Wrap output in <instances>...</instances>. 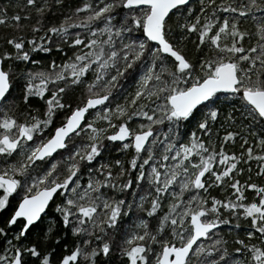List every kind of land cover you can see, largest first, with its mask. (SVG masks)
I'll list each match as a JSON object with an SVG mask.
<instances>
[{"label":"snow or ice","instance_id":"6c2138e0","mask_svg":"<svg viewBox=\"0 0 264 264\" xmlns=\"http://www.w3.org/2000/svg\"><path fill=\"white\" fill-rule=\"evenodd\" d=\"M13 7L0 8L19 31L0 46V210L18 202L0 264H264V0ZM53 49L59 63L18 67ZM116 144L131 155L101 159ZM61 226L71 246L53 247Z\"/></svg>","mask_w":264,"mask_h":264},{"label":"trees","instance_id":"16d2710c","mask_svg":"<svg viewBox=\"0 0 264 264\" xmlns=\"http://www.w3.org/2000/svg\"><path fill=\"white\" fill-rule=\"evenodd\" d=\"M17 2H20V0H0V8H7L9 13L12 14L14 12L17 11V9L15 7H13L14 4H16ZM80 0H65V7L63 9H61L60 11L64 12V13H68L70 8H74L75 6H78ZM22 14V13H21ZM58 13H57V17H58ZM53 22H55L56 17L52 18ZM26 24L29 22H25ZM79 30V29H77ZM8 35H19V31L15 28L14 25H0V46H2V41L3 38L8 36ZM70 54V53H68ZM63 55L65 54H58L57 51L55 49H53V51L51 53H44V52H40L37 51L36 53H33L32 55V59L36 60V61H40L41 63L38 65H32L31 63L25 65V64H20L18 65L19 68H28V67H35V68H40L43 67L44 64H46L50 59H55L57 61V63L60 62L61 58L63 57ZM58 120L60 119V117L57 118ZM119 145L116 144L115 146H111L109 147V149L107 151H105L103 153V156L101 157V159H108V160H112L114 161L115 159H121V160H126L131 153H121V152H117L115 150L116 147H118ZM236 148H238V144L235 146ZM253 169L256 168V164L253 162L252 164ZM247 173L244 176H241V180L246 178ZM251 175L253 176L254 179H256V175H255V171H253L251 173ZM212 194L213 195H217V196H223L226 195L227 193H221L218 189H213L212 190ZM249 195H251V193H249ZM129 199H131V195H129L128 197ZM17 199L14 197L11 200V204L8 206L7 210H0V222L3 221L4 218L8 217L9 213L13 210V206L17 204ZM53 211V209L50 207L48 209V212L51 214ZM47 221H48V217H44V224H41L38 228H34L32 229V233L30 234V238L34 241H37L38 239H42L43 237H37L36 233L41 232L43 229L46 228L47 225ZM136 221V215H130L128 217H125L123 223V226L125 228H128L131 226L132 223H134ZM2 226V225H0ZM234 227V225H221L219 228V231L222 235H225L229 238L230 242H231V236L229 235L230 229H232ZM247 227V224L244 223L242 224V228L240 230V235H243V228ZM235 233H232V235H234ZM57 235H60L63 239L64 243H68L69 246H71V241H72V237L70 233H65V231L63 230L62 226L58 227L57 230L51 235L50 240L48 241L49 245L56 247V242H55V237ZM62 248V245L60 246ZM119 253L115 252L113 254V264H115V260L116 258H118Z\"/></svg>","mask_w":264,"mask_h":264},{"label":"water","instance_id":"95a60500","mask_svg":"<svg viewBox=\"0 0 264 264\" xmlns=\"http://www.w3.org/2000/svg\"><path fill=\"white\" fill-rule=\"evenodd\" d=\"M48 211V210H47Z\"/></svg>","mask_w":264,"mask_h":264}]
</instances>
